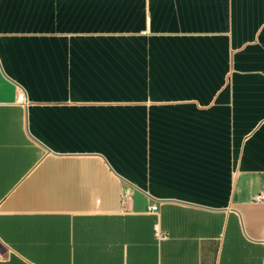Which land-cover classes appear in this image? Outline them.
<instances>
[{
	"label": "crops",
	"instance_id": "crops-1",
	"mask_svg": "<svg viewBox=\"0 0 264 264\" xmlns=\"http://www.w3.org/2000/svg\"><path fill=\"white\" fill-rule=\"evenodd\" d=\"M257 195L264 0H0V264H264Z\"/></svg>",
	"mask_w": 264,
	"mask_h": 264
},
{
	"label": "built area",
	"instance_id": "built-area-1",
	"mask_svg": "<svg viewBox=\"0 0 264 264\" xmlns=\"http://www.w3.org/2000/svg\"><path fill=\"white\" fill-rule=\"evenodd\" d=\"M18 99H19L22 103H24V104L27 103L26 97H25V95H24L23 92H19V93H18ZM254 199L257 200V201H262V200L264 199V196H262V195H257V196H255ZM151 210H153V211L157 210V206H156V205H152V206H151ZM156 234H157V236H158L159 238H163V237L165 236L162 232H160V231L158 230L157 227H156Z\"/></svg>",
	"mask_w": 264,
	"mask_h": 264
}]
</instances>
